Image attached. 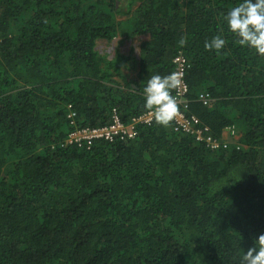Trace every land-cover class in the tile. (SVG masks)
Wrapping results in <instances>:
<instances>
[{
  "label": "trees",
  "instance_id": "trees-1",
  "mask_svg": "<svg viewBox=\"0 0 264 264\" xmlns=\"http://www.w3.org/2000/svg\"><path fill=\"white\" fill-rule=\"evenodd\" d=\"M239 2L0 0V264H239L264 233V56L228 31ZM180 52L187 112L236 141L214 150L152 120L67 142L145 113L144 84Z\"/></svg>",
  "mask_w": 264,
  "mask_h": 264
},
{
  "label": "clouds",
  "instance_id": "clouds-1",
  "mask_svg": "<svg viewBox=\"0 0 264 264\" xmlns=\"http://www.w3.org/2000/svg\"><path fill=\"white\" fill-rule=\"evenodd\" d=\"M224 21L228 31L237 37L240 45L264 56V0H240L228 10ZM186 43L185 37L178 41L180 47ZM226 43V39L217 34L210 41H205L203 46L206 51L220 52ZM182 86L183 73L179 71L166 75L153 74L147 79L142 91L143 106L151 113L157 125L168 127L178 116L179 103L172 92ZM239 264H264V233L256 236L252 246L243 251Z\"/></svg>",
  "mask_w": 264,
  "mask_h": 264
},
{
  "label": "built area",
  "instance_id": "built-area-1",
  "mask_svg": "<svg viewBox=\"0 0 264 264\" xmlns=\"http://www.w3.org/2000/svg\"><path fill=\"white\" fill-rule=\"evenodd\" d=\"M174 70L183 73V86L174 90L173 95L177 97L179 103V114L172 121L173 128L177 132L189 134L194 137L195 141L204 143L210 149H219L226 147L228 142H234L239 137V131L234 125L227 126L223 131L220 139L214 137L207 126L201 125L199 119L187 112L188 109V86L184 80V71L187 67V59L180 52L173 57ZM68 116H73L70 113ZM153 120L149 111H146L138 117H133L131 122L124 123L118 114H114L109 125L101 127H84L71 131L68 135L67 142L78 145L89 146L95 140L112 141L115 138L133 139L137 134L136 124L150 123ZM229 140V141H228Z\"/></svg>",
  "mask_w": 264,
  "mask_h": 264
},
{
  "label": "rangeland",
  "instance_id": "rangeland-1",
  "mask_svg": "<svg viewBox=\"0 0 264 264\" xmlns=\"http://www.w3.org/2000/svg\"><path fill=\"white\" fill-rule=\"evenodd\" d=\"M117 42L118 39H114L111 41H101L98 43V45L96 46L97 50L100 51L102 54H106V53H110L113 54V49L117 46ZM136 40H132L130 41H125L121 43V49H123L124 47L128 48L132 43L136 44Z\"/></svg>",
  "mask_w": 264,
  "mask_h": 264
},
{
  "label": "crops",
  "instance_id": "crops-1",
  "mask_svg": "<svg viewBox=\"0 0 264 264\" xmlns=\"http://www.w3.org/2000/svg\"><path fill=\"white\" fill-rule=\"evenodd\" d=\"M101 41H105V40H100V41L98 40V41H96V46H97L98 43L101 42ZM96 48H97V47H96Z\"/></svg>",
  "mask_w": 264,
  "mask_h": 264
}]
</instances>
